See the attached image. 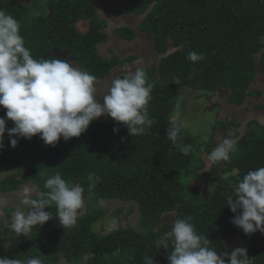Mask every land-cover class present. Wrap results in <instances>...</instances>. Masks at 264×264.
<instances>
[{"label":"trees","instance_id":"1","mask_svg":"<svg viewBox=\"0 0 264 264\" xmlns=\"http://www.w3.org/2000/svg\"><path fill=\"white\" fill-rule=\"evenodd\" d=\"M19 1L0 0V10L19 21L20 34L33 58L72 61L97 80L138 58L101 57L98 45L106 41L107 23L97 17L94 0H49L46 10L32 16ZM119 12L140 17L136 30L150 36L151 50L160 57L156 64L141 67L154 85L148 104L154 123L145 134L130 136L126 126L111 117L94 120L79 137L61 138L55 146L45 145L37 134L31 139L18 138L13 148L6 132L0 174H10L0 181V193L18 191L26 183L46 191V178L59 172L66 181L84 187L87 202L82 213L78 210L73 226L43 233L32 229L18 236L16 247L4 257L21 261L36 257L42 264H60L61 259L68 264H146L144 257L150 256L154 264H168L171 244L168 249L157 248L156 240L171 231L172 224L164 221L163 215L173 213L174 221L190 216L196 231L208 237L210 247L218 253L233 249L231 242L239 234L238 247L246 249L251 264H264V242L255 240L258 231L245 234L234 226L230 221L235 214L227 205L237 177L264 167V125L249 123L230 159L221 162V172L230 174L229 178L214 175L217 189L201 199L188 178L202 177L196 174L204 166L202 147L209 152L213 131L237 124L212 122L208 142L197 146L178 117L173 119L180 93L176 82L203 92L199 94L206 99L226 90L227 101L237 106L243 105L248 95L259 93L249 87L257 73L264 84V0H125ZM81 21H88L83 33L76 27ZM136 30L120 26L115 33L131 41ZM192 51L203 54L204 59L189 61L187 55ZM5 111L0 107V116ZM172 125L180 129L177 142L192 145L188 155L168 139ZM12 126L8 121L6 127ZM114 127L118 132H113ZM92 172L100 180L89 190L87 177ZM112 199L136 204L138 230L115 227L106 234L93 231L104 214L97 200ZM45 211L54 215L49 221L59 222L54 204ZM118 211L130 215L134 209ZM8 233L9 228L0 225V244L11 240Z\"/></svg>","mask_w":264,"mask_h":264},{"label":"clouds","instance_id":"2","mask_svg":"<svg viewBox=\"0 0 264 264\" xmlns=\"http://www.w3.org/2000/svg\"><path fill=\"white\" fill-rule=\"evenodd\" d=\"M20 30L19 21L0 10V107L6 110L4 116H0V150L4 147L6 132L13 148L17 146L18 138L31 139L37 134L45 145L55 146L61 138L68 141L79 137L102 115L123 123L130 136L143 135L153 125L148 104L154 85L148 82L143 68L128 70L122 77L114 78L101 96V102L96 82L106 77L97 80L95 75L80 70L66 59L33 58ZM187 59L197 63L204 55L192 51ZM8 121L13 123L11 128L6 127ZM179 131V127L172 125L167 137L182 154L188 155L192 145L177 142ZM113 132H118V128L114 127ZM236 147L235 139L225 137L207 154V159L213 164L226 162ZM87 180L91 190L100 178L92 172ZM43 187L46 191L37 187L23 188L20 205L6 224L17 236L26 235L35 226L53 218L51 212L45 211L52 204L56 207L55 216L64 228L76 223L78 210L84 203V187L66 181L59 172L46 178ZM216 187V184L209 185L208 192L213 194ZM6 203L0 198V207ZM227 205L235 214L230 221L234 226L245 234L264 233V167L249 170L242 178L237 177L234 192L228 194ZM169 242L168 264H251L244 247L221 253L210 247L212 242L196 231L190 216L175 220L171 231L156 240L157 248L168 249ZM144 260L146 264H154L150 256ZM0 264L42 262L36 257L23 261L2 257Z\"/></svg>","mask_w":264,"mask_h":264},{"label":"rangeland","instance_id":"3","mask_svg":"<svg viewBox=\"0 0 264 264\" xmlns=\"http://www.w3.org/2000/svg\"><path fill=\"white\" fill-rule=\"evenodd\" d=\"M49 0H20L19 3L27 6L28 16L39 15L46 10L44 5ZM125 0H96V11L99 19L107 22L105 31L107 33V42L99 46V53L104 58H109L111 55H117L119 59L126 58L130 55L137 56V60L133 63L126 65L116 66L112 75L118 76L126 73L128 70H135L136 68L149 67L156 64L159 60V55L151 50V39L148 34L141 33L136 30V38L133 41H126L120 38L114 33L115 28L120 26H127L135 29L140 21L139 16L135 15H123L119 12L123 2ZM76 27L79 31L84 32L88 28V21L79 22ZM109 73V74H110ZM107 77V76H106ZM113 79H104L96 82L98 97L103 96L108 86ZM176 87L179 88V100L175 107L174 118L179 119L180 126L195 139L198 146L201 142H208V135L210 124L214 121H222L227 124L234 122L236 126L230 125L228 130H214L212 137V145L209 152L220 142L223 138H232L239 141L244 132L248 129L249 123L255 121L257 124L264 125V109H258L257 105L264 106V84L262 77L257 73L255 80L250 84L249 90L253 93L248 95L243 105L237 106L227 101L228 92L223 90L222 92H216L213 95L207 96L208 99L202 97L200 94L203 92L194 91L187 88L185 85L176 82ZM178 90V89H177ZM200 93V94H199ZM102 102V97H101ZM109 116L102 115L97 121L108 120ZM204 147L201 151V159H203L204 166L196 174L201 175L199 179L197 177H189V186L191 188H197L199 198L205 199L210 193L208 192L209 185L216 184L218 182L214 180L213 176L219 174L221 178L228 179L227 172H221L223 165L220 163L213 164L207 159L209 153ZM214 165V166H213ZM10 172L0 174V181L9 175ZM25 186L33 187L32 184H22L18 191H12L8 193H0V198H4L7 203L0 207V225L6 226L10 221V217L17 206L20 205L21 193ZM217 189V187H216ZM35 193H33L34 195ZM84 199L83 207L79 213L85 210L86 198ZM99 206L103 209L104 214L101 220L94 224L93 231L96 233L106 234L115 227L129 228L138 230L139 213L137 211L136 204L134 202H123L117 199L112 200H97ZM133 208L134 211L130 215H126L123 211H118L120 208L123 210ZM163 220L174 223V214L168 213L163 215ZM60 228H64L60 222L56 220L45 222L43 225H37L33 229L38 233H43L48 230L54 231ZM3 234H1L2 236ZM9 236L11 240L5 241L0 244V258L11 253L17 245V235L9 229ZM255 240L258 244L264 242V233L258 231L255 236ZM241 241V236L237 234L231 245L234 248L238 247ZM84 263V262H83ZM60 264H68L65 260L61 259Z\"/></svg>","mask_w":264,"mask_h":264},{"label":"flooded vegetation","instance_id":"4","mask_svg":"<svg viewBox=\"0 0 264 264\" xmlns=\"http://www.w3.org/2000/svg\"><path fill=\"white\" fill-rule=\"evenodd\" d=\"M94 7H96V0H94ZM95 11H96V8H95ZM96 15H97V11H96ZM97 17H98V15H97ZM100 20H102V19H100ZM104 21H105V20H104ZM106 23H107V22H106ZM106 27H107V25H106ZM106 27H105V28H106ZM105 28H104V31H105ZM87 29H88V28H87ZM87 29H86V30H87ZM86 30H85V31H86ZM85 31H84V32H85ZM79 32H81V31H79ZM81 33H83V32H81ZM105 33H106V31H105ZM114 33H115V31H114ZM116 35H117V34H116ZM107 39H108V38H107V33H106V40H107ZM126 41H127V40H126ZM131 41H132V40H131ZM105 42H107V41H105ZM105 42H103V43H101V44L98 45V51H99V46L102 45V44H104ZM113 55H114V54H113ZM111 56H112V55H111ZM111 56H110V57H111ZM116 56H117V55H116ZM101 57H103V56H101ZM110 57H109V58H110ZM117 57H118V56H117ZM103 58H104V57H103ZM136 59H137V58H136ZM134 61H135V60H134ZM131 62H132V61H131ZM129 63H130V62H129ZM126 65H128V63H127Z\"/></svg>","mask_w":264,"mask_h":264},{"label":"water","instance_id":"5","mask_svg":"<svg viewBox=\"0 0 264 264\" xmlns=\"http://www.w3.org/2000/svg\"><path fill=\"white\" fill-rule=\"evenodd\" d=\"M113 71H114V69H113ZM113 71L105 78V79H114V78H116V76H114V75H112V73H113ZM125 73H123V74H120V75H118V76H123ZM117 76V77H118Z\"/></svg>","mask_w":264,"mask_h":264}]
</instances>
